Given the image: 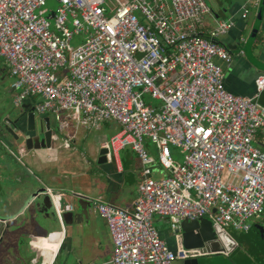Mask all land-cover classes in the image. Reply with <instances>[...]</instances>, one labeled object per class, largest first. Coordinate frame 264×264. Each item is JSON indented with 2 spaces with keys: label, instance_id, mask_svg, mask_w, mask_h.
Wrapping results in <instances>:
<instances>
[{
  "label": "built area",
  "instance_id": "2783aa9c",
  "mask_svg": "<svg viewBox=\"0 0 264 264\" xmlns=\"http://www.w3.org/2000/svg\"><path fill=\"white\" fill-rule=\"evenodd\" d=\"M0 0V60L8 68L17 107L34 101V113L55 117L63 132L70 112L79 125L99 130L115 121L121 130L103 148L120 171V152L130 148L142 164L131 210L97 200L113 242L111 264H173L192 251H172L159 236L155 217L176 232L184 221L208 219L213 227L249 232L264 214V74L254 97L231 94L225 68L233 56L219 39L234 20H216L205 0ZM260 0H247L242 19ZM53 14V18H52ZM53 21V22H52ZM84 36V42L73 41ZM150 96L159 102L145 100ZM149 140L158 158L146 147ZM68 145V144H67ZM183 155L175 164L170 148ZM156 170L164 172L152 177ZM61 236L43 264H54L64 239L62 194L46 187ZM180 239V236L177 235ZM179 243V242H178ZM50 252V255H49Z\"/></svg>",
  "mask_w": 264,
  "mask_h": 264
},
{
  "label": "crops",
  "instance_id": "0c3cea01",
  "mask_svg": "<svg viewBox=\"0 0 264 264\" xmlns=\"http://www.w3.org/2000/svg\"><path fill=\"white\" fill-rule=\"evenodd\" d=\"M205 2L212 11V15L205 20L207 30L214 27L216 20H234V27L227 35L219 39L220 44L231 51L233 56L232 64L225 68V87L228 92L230 90L234 93L239 91L246 93L249 90L246 78L252 74L246 63L248 55L254 68L264 73V0H260L257 7L250 9L246 19H242L240 15L241 8L247 0H205ZM262 3V20L257 27L258 32L252 46L247 52L246 45L256 27ZM0 76L9 78L8 68L2 60H0ZM13 92L11 88L10 93ZM261 99L262 103H260ZM29 102L34 103L32 99ZM258 102L264 107V91ZM63 118L68 122L69 127L63 132L59 130L60 134H57V128L54 129L52 142H57L55 148L52 143L49 149L28 151L22 143L13 142L12 147L17 150L15 153L0 140L2 147V151L0 150V206L2 207L0 218L10 223V229L6 230L0 238V264H43L48 251H40V245L42 239H47L51 231L56 232V241H53V248L55 247L61 236L62 226L56 216H54L55 224H51L42 213L38 215L34 205L40 202L35 199L36 195L46 187L55 194H62L64 198L62 203L73 206L72 212L76 216L80 214L81 218L79 222L72 224H65L64 221V239L54 264H111L112 238L106 221L96 210L94 202L101 200L131 210L138 195L142 164L137 155L130 148H126L120 152V171L109 161L106 165H99L100 151L104 143L121 130L120 125L115 121H106L99 130H88L79 125L78 120L70 112H65ZM8 121L10 120L6 119L2 126L0 125V129ZM108 131L112 133L109 135ZM261 131L262 129L257 133V145L263 140ZM59 135L63 137L62 141ZM148 144H151L156 152ZM146 147L157 159L159 153L157 147L149 140L146 141ZM171 148L178 150L181 154L179 149ZM4 160L9 162L3 163ZM183 160L184 158L181 162L175 163L182 164ZM3 174L5 175L4 183ZM162 175L164 172L160 170L152 173L154 178ZM79 196H85L92 202L87 216L77 210ZM49 200L51 211L54 212L51 199ZM39 223L41 226L44 225V228L40 229L39 237H30L38 231ZM262 223H264V214L260 220L251 222L252 227L249 232L240 231L244 233V236L238 240L228 232L231 240L229 243L226 242L227 247L229 249L238 247V254L246 256L250 263L262 264L264 251V246L260 242ZM154 225L160 238L172 251H176L179 245L182 246L181 238H177L178 234L174 232L172 234L171 224L167 218L155 217ZM43 253L44 256H42ZM229 255L230 253L225 255L217 253L204 257L208 256L210 260L213 257H219L224 260V264H228L227 261L231 259ZM173 264H179V262Z\"/></svg>",
  "mask_w": 264,
  "mask_h": 264
},
{
  "label": "water",
  "instance_id": "95a60500",
  "mask_svg": "<svg viewBox=\"0 0 264 264\" xmlns=\"http://www.w3.org/2000/svg\"><path fill=\"white\" fill-rule=\"evenodd\" d=\"M262 10H263V3L260 7L256 27H254L252 36L246 45L247 52H249L253 40L258 32L257 27L262 20ZM52 18H53V14H52ZM229 53L232 55L231 51H229ZM247 57H248L246 62L247 67L251 69L250 72L252 73L246 78V82L249 86L248 92L244 93L239 91L237 93H234L230 90L229 92L235 95H241L248 98H252L257 93L255 81L259 76L263 75L264 73L260 72L259 69L254 68L255 66L252 63L249 55ZM21 109H22V113L20 114V116L17 117L14 120V122L11 120L8 121V123L5 122V126L2 127V130H0V140L3 142V144L9 149L12 148L13 146L12 143L6 137L7 134L10 135L15 142H21L28 151L51 148L53 131L54 129L57 128V122L55 120V117L53 116L41 117L35 115L34 103L33 104L30 103L29 100L25 101L22 104ZM21 121L23 122L22 123L23 127L19 128L20 134H16L15 132L16 128L14 129V127L11 128L9 126L14 123L18 124ZM37 121L39 122V127H37L36 125ZM2 131H4L5 134ZM261 133L263 135V140L258 142V146L264 150V128L262 129ZM107 154H108V150L106 148H102L100 151L99 165H106L108 163ZM44 191L45 189L36 195L35 199L40 200L39 203L34 204L36 207V212L38 215L42 213L50 220L51 224H55L54 221L55 214L54 212L51 211L52 209H51L49 197L44 196L42 194L44 193ZM91 207H92V202L89 200V198L85 196H79L77 210H80L82 215L87 216L88 210L91 209ZM63 217L65 224H72L74 222H79L81 219L80 214L76 216L74 212H67L64 214ZM41 228H44V225L41 226L40 223L37 224L38 231L34 232L30 237L32 238L39 237ZM9 229H10L9 221L0 218V238L3 237L5 231ZM171 232L173 234L172 230ZM174 233L180 236L182 241V246L184 247V249L188 251H192L188 258L184 260H178L179 264H198V259L200 257H204L208 254L212 255L217 253H222L224 255L230 253L229 256H231V262L233 264H252L247 260L246 256L238 254L239 253L238 247L236 248L233 247L231 249L227 247L226 244L230 242L231 238L220 229L213 227L211 221H209L208 219H201L193 222L184 221L181 223L180 229ZM55 235L56 232L51 231L48 233L47 239L49 241H56Z\"/></svg>",
  "mask_w": 264,
  "mask_h": 264
},
{
  "label": "rangeland",
  "instance_id": "374dc122",
  "mask_svg": "<svg viewBox=\"0 0 264 264\" xmlns=\"http://www.w3.org/2000/svg\"><path fill=\"white\" fill-rule=\"evenodd\" d=\"M58 5L59 4H58L57 0H47L46 9L48 11L55 12L57 10V8H58ZM83 42H84V36H80V37L76 38L73 41V46L80 45ZM10 89H11V79L8 78V77H1L0 76V125L1 126H2V123L6 119H9V120L15 119L22 112L21 106L17 107L15 105V103H14V99H15V96H16L17 92L10 93ZM145 100L148 103L149 102L153 103L154 105L159 104L158 101L153 100L150 96H146ZM260 103H262V99H261ZM36 125H37V127H39V122L38 121H37ZM56 131H57V134H60V131H59L58 127H57ZM94 133H96V131H94ZM111 133H112V131H108L107 132V134H109V135ZM59 138L62 141L63 137L59 135ZM52 143H53V148H55L56 145H57V142L53 141ZM148 145L156 152L155 148L151 144H148ZM0 150L2 151V147L1 146H0ZM11 150L13 152H15V153L17 152V150L15 148H13V147L11 148ZM170 153H171V155L173 157L174 162H178L179 163V162L182 161L183 155L180 154L178 150L170 148ZM23 161L26 163V160L23 159ZM5 162H9V160L8 161L4 160L3 163H5ZM175 164H177V163H175ZM4 176L5 175L3 174V183L5 181ZM0 205H1V200H0ZM65 206H66L65 203L60 204V207H62V208H64ZM1 208L2 207L0 206V211H1ZM227 231L230 233V235L233 238H235L237 240L241 239V237L243 238V236H244V233H242L240 231H235L232 228L228 229ZM42 256H44V253L42 254ZM224 259H225V257H224ZM227 262H228V264H233L231 262V259H230V261L228 260ZM208 264H224V260L219 258V257H213Z\"/></svg>",
  "mask_w": 264,
  "mask_h": 264
},
{
  "label": "flooded vegetation",
  "instance_id": "af4514ba",
  "mask_svg": "<svg viewBox=\"0 0 264 264\" xmlns=\"http://www.w3.org/2000/svg\"><path fill=\"white\" fill-rule=\"evenodd\" d=\"M16 119V118H15ZM15 119H12L11 121H13L14 122V120ZM23 122L21 121L20 123H14V124H11L9 127H11V128H13L14 127V129L16 128V134H20V130H19V128H21V127H23V124H22ZM24 126H25V124H24ZM4 127V126H3ZM263 129V128H262ZM0 130H2V128L0 129ZM4 134H5V132L4 131H2ZM6 137L8 138V140L12 143V145H14L13 144V142L14 143H21V142H15L14 141V139L10 136V135H7L6 134ZM260 242H262V244H263V246H264V223H262V225L260 226ZM0 243H1V240H0ZM210 257H204V258H199L198 259V264H206V263H208L209 262V259ZM203 259H204V261H203ZM206 262V263H205ZM262 264H264V251H263V253H262Z\"/></svg>",
  "mask_w": 264,
  "mask_h": 264
},
{
  "label": "bare ground",
  "instance_id": "6f19581e",
  "mask_svg": "<svg viewBox=\"0 0 264 264\" xmlns=\"http://www.w3.org/2000/svg\"><path fill=\"white\" fill-rule=\"evenodd\" d=\"M50 243V251L53 249V241H49ZM49 255H50V252H49Z\"/></svg>",
  "mask_w": 264,
  "mask_h": 264
}]
</instances>
